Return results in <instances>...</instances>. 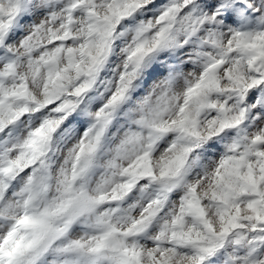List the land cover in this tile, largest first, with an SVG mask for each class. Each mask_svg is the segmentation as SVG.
<instances>
[{
    "label": "clouds",
    "instance_id": "1",
    "mask_svg": "<svg viewBox=\"0 0 264 264\" xmlns=\"http://www.w3.org/2000/svg\"><path fill=\"white\" fill-rule=\"evenodd\" d=\"M0 264H264V0H0Z\"/></svg>",
    "mask_w": 264,
    "mask_h": 264
}]
</instances>
